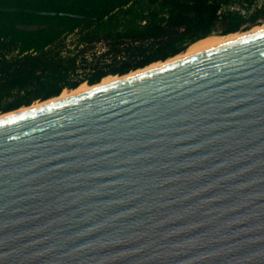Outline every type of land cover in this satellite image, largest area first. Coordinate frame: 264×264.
<instances>
[{"label":"water","instance_id":"water-1","mask_svg":"<svg viewBox=\"0 0 264 264\" xmlns=\"http://www.w3.org/2000/svg\"><path fill=\"white\" fill-rule=\"evenodd\" d=\"M0 264H264V30L1 119Z\"/></svg>","mask_w":264,"mask_h":264},{"label":"trees","instance_id":"trees-1","mask_svg":"<svg viewBox=\"0 0 264 264\" xmlns=\"http://www.w3.org/2000/svg\"><path fill=\"white\" fill-rule=\"evenodd\" d=\"M254 2L0 0V114L165 62L214 33L247 30L264 18V3L250 11ZM242 3L246 16L228 9Z\"/></svg>","mask_w":264,"mask_h":264},{"label":"bare ground","instance_id":"bare-ground-1","mask_svg":"<svg viewBox=\"0 0 264 264\" xmlns=\"http://www.w3.org/2000/svg\"><path fill=\"white\" fill-rule=\"evenodd\" d=\"M258 30V29H257ZM264 30V27H261L259 28L258 31H254V32H248V33H245L235 39H231V40H228V41H219L218 39H214V38H210V39H206V40H203V41H200L198 42L197 44L191 46L187 53L186 54H183V55H180V56H177L175 58H172L164 63H160V64H156V65H153L147 69H144V70H140L138 72H135L133 74H127L125 76H122L119 80L123 79V78H127V77H130V76H134L136 74H140L142 72H145V71H148V70H152V69H155V68H158V67H161V66H164V65H167V64H170L172 62H175V61H178L180 59H183V58H186V57H190L192 55H195V54H198V53H201V52H204V51H207V50H210L211 48H215V47H218V46H221V45H224V44H227V43H230L232 41H235L239 38H242V37H245V36H248V35H251V34H254V33H257V32H260V31H263ZM115 81H118V80H113V81H107V80H104L99 86H95L94 88H97V87H100V86H104V85H107V84H110V83H113ZM92 88V89H94ZM92 89H89V90H92ZM89 90H85V89H79V90H75V92L69 94V95H61L59 98L57 97L56 99H52V100H49L47 102H44L43 104L41 105H37V106H33V107H28L27 109H20L18 111H15L13 113H9V114H5V115H2L0 116V120L1 119H4V118H7L9 116H12V115H15V114H18V113H21V112H25L27 110H31V109H34V108H37V107H41V106H44V105H47V104H50V103H53V102H57V101H60V100H63V99H66V98H69L71 96H75V95H78V94H81V93H84L86 91H89Z\"/></svg>","mask_w":264,"mask_h":264},{"label":"rangeland","instance_id":"rangeland-1","mask_svg":"<svg viewBox=\"0 0 264 264\" xmlns=\"http://www.w3.org/2000/svg\"><path fill=\"white\" fill-rule=\"evenodd\" d=\"M261 27H264V18H262V19H260L255 25H252V26H250L249 27V29H247V30H241V31H238V32H234V33H229V34H221V33H214L213 35H211V36H209V37H207V39H209L210 37L211 38H216V39H218L219 41H228V40H231V39H235V38H237V37H239V36H241V35H243V34H245V33H248V32H254V31H258L259 30V28H261ZM258 29V30H257ZM243 38V37H242ZM240 39V38H239ZM203 41V40H202ZM195 44H197V43H195ZM195 44H193V45H195ZM192 45V46H193ZM191 47V45L188 47V49ZM188 49L184 52V53H182V54H180V55H183V54H186L187 53V51H188ZM212 49V48H211ZM180 55H178V56H180ZM177 57V56H176ZM175 58V57H174ZM172 59V58H171ZM170 60V59H169ZM168 61V60H167ZM166 62V61H165ZM160 63H164V62H159L158 61V63H156V62H154V64L152 63V65L150 64V66L148 65V67L146 66V67H144V69H147V68H149V67H151V66H153V65H156V64H160ZM141 71L142 70H144V69H142V68H139ZM140 70H135V71H131V72H129V73H127L128 75L129 74H133V73H135V72H138V71H140ZM127 74H124V76L125 75H127ZM122 77V75H109L108 77H106V78H104L100 83H98V84H94V85H90V84H88L87 82H84L83 84H81L78 88H76V89H66V90H64V92L61 94V95H64V94H66V95H69V94H71V93H73V92H75V90H79V89H85V90H89V89H92V88H94L95 86H99L104 80H107V81H113V80H119L120 78ZM60 95V96H61ZM59 96V97H60ZM58 97V98H59ZM54 98V97H53ZM54 99H56V98H54ZM50 100H51V98H50ZM49 101V100H48ZM45 102H47V101H45ZM44 103V101L42 102V101H37V102H35L34 104H32L31 106H29V108L30 107H33V106H37V105H41V104H43ZM28 108V106H23V107H21V108H19V110L20 109H27ZM16 111H18V110H16ZM15 112V111H14ZM9 113H13V112H9ZM9 113H6V114H9ZM2 115H5V114H0V116H2Z\"/></svg>","mask_w":264,"mask_h":264},{"label":"built area","instance_id":"built-area-1","mask_svg":"<svg viewBox=\"0 0 264 264\" xmlns=\"http://www.w3.org/2000/svg\"><path fill=\"white\" fill-rule=\"evenodd\" d=\"M263 3H264V0H255L254 4L251 6L250 11H252L256 6L262 5ZM247 6H248L247 3L233 4V5L228 6V9L232 11H237L241 13L242 15L246 16L250 12Z\"/></svg>","mask_w":264,"mask_h":264}]
</instances>
